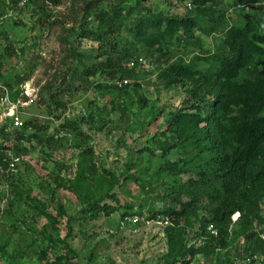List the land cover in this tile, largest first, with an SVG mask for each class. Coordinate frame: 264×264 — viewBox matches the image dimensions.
<instances>
[{"label":"rangeland","instance_id":"1","mask_svg":"<svg viewBox=\"0 0 264 264\" xmlns=\"http://www.w3.org/2000/svg\"><path fill=\"white\" fill-rule=\"evenodd\" d=\"M85 1L61 0L54 5L51 0H26L18 7L13 0L2 1L13 13L0 28V83L9 88L12 101L20 103L16 111L23 122L33 120L44 129L29 128L22 138L16 132L7 134L22 165L11 179L0 173V264H47L44 252L57 264H182L170 253L171 222L153 213L174 204L171 184L186 181L189 175L164 174L156 180L155 173L169 163L188 166L195 155L189 147L167 150L157 142L170 140L172 117L189 109L193 82L170 84L169 74H158L161 64L155 60L161 52L157 46L148 51L136 43L129 29L131 17L125 19L121 37L135 56L126 59V65L137 61L132 66L133 84L119 91L98 90L101 76L85 82L83 71L106 60L100 57L105 43L73 33L80 26L97 28L82 8ZM125 1L127 7L134 5V0ZM190 4L148 0L144 5L155 14L182 19L195 15ZM223 8L235 20L241 16L230 6ZM193 35L208 50L218 43V37L198 29ZM166 42L163 64L169 66L181 56L207 69L204 61L195 59L197 45L188 40L176 44L169 38ZM57 101L65 107H57ZM69 120L77 121L79 129L64 127ZM81 167L90 177L91 193L98 188L95 174L117 177L113 196L106 200L116 212L93 214L89 200L94 202L95 194L84 197V189L73 184ZM149 182L167 199H160L157 191L146 193L148 188L143 187ZM124 212L134 214L122 217ZM198 241L192 232L184 235L187 246L197 247ZM248 245L235 243L217 255H197L190 264H221L230 257L241 261Z\"/></svg>","mask_w":264,"mask_h":264},{"label":"trees","instance_id":"2","mask_svg":"<svg viewBox=\"0 0 264 264\" xmlns=\"http://www.w3.org/2000/svg\"><path fill=\"white\" fill-rule=\"evenodd\" d=\"M2 1L0 15L12 10ZM20 1L26 2L13 0L17 7ZM147 1L134 0V5L128 7L124 5L125 0L85 1L82 8L89 18L93 17L97 28L80 26L73 33L98 38L105 43L106 49L100 57L106 56V60L87 67L81 78L87 82L94 76L104 77L96 84L98 90L112 87L122 91L133 84V80L121 88L113 84L116 80L133 78L134 68L125 62L134 56L133 47L130 44L126 47L121 37L125 19L131 17L129 29L136 43L148 51L157 46L158 52L164 53L158 54L155 60L159 66L161 64L158 74H169L172 77L170 84H182L185 80L193 82L187 100V110L191 112L184 110L169 122V126L174 124L170 140L177 143L170 145L168 139L157 141L161 149L180 146L195 150L188 166L169 163L155 173L156 180L164 174L189 175L186 181L171 184V202L174 204L153 213V217L161 214L171 222L168 233L170 253L182 264H190L197 255L211 256L229 251L235 243L247 242L248 251L264 253V241L259 235L264 227V6L259 9L261 12L247 15L243 9H237L243 0H187L195 15L176 19L155 14L145 7ZM51 2L59 5L61 0ZM223 5L230 6L241 16L236 20L231 18ZM195 29L207 36L218 37L217 45L205 49L202 40L194 37ZM168 38L176 44L188 40V44L197 45L199 51L195 59L204 61L207 69L201 70L195 62L184 58L183 61L181 56L175 57L169 66L163 64ZM2 68L0 57V71ZM56 104L59 108L65 107L63 102ZM77 123L69 120L63 126L78 130ZM29 128L44 129L43 125L27 120L16 131L17 137L22 138ZM2 134L7 140L8 135ZM80 169L73 184L84 189V197H87L92 192L90 177L85 176L83 167ZM95 175L98 188L91 193V196L95 194L94 202L89 200L91 211L94 215L101 211L110 216L117 207L106 200L113 196L110 194L117 177L111 173L107 178L99 173ZM146 188V193L157 191L153 182L143 187ZM165 194L158 190L155 195L166 200ZM133 214L124 212L122 217ZM236 214L239 215L234 219ZM196 224H199L198 228L193 232ZM209 227H213L217 235L212 234ZM187 232L197 237V247L184 243ZM42 257L47 264H57L47 260L46 252ZM225 260L221 264H234V258Z\"/></svg>","mask_w":264,"mask_h":264},{"label":"built area","instance_id":"3","mask_svg":"<svg viewBox=\"0 0 264 264\" xmlns=\"http://www.w3.org/2000/svg\"><path fill=\"white\" fill-rule=\"evenodd\" d=\"M24 3V1H20L19 5H24ZM263 6L264 0H243L242 3L237 5V9H243V13L249 15ZM190 9H192V4H190ZM12 13L13 12L10 10L0 15V28ZM130 64H132L129 65L130 67L134 66V61ZM130 83H132V79L125 78L116 80L113 84L121 88ZM0 90V173L10 178L17 175L20 171L22 157L13 152V149L8 145L2 132L6 134L16 132L24 126V122L19 116V112L16 111L20 103L12 101L9 88L0 83ZM22 95L24 94L22 93ZM236 218L237 217L234 216V219ZM126 220H131V218H126ZM208 229L212 234L217 235V231L213 227H209ZM259 235L262 241H264V227L261 228ZM234 264H264V253H252L251 251H247L246 253L245 251L243 260L240 261V259L236 258L234 259Z\"/></svg>","mask_w":264,"mask_h":264}]
</instances>
